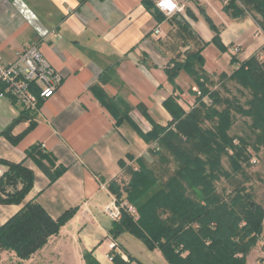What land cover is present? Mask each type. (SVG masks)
<instances>
[{
  "label": "crops",
  "instance_id": "obj_1",
  "mask_svg": "<svg viewBox=\"0 0 264 264\" xmlns=\"http://www.w3.org/2000/svg\"><path fill=\"white\" fill-rule=\"evenodd\" d=\"M176 1L180 9L171 14L159 10V20L143 0H0V57L10 61L38 40L40 51L62 76L55 94L42 100L33 113L0 96V159L22 162L33 172V183L20 203H0V225L31 200L52 218L76 207L58 233L29 259L42 254L44 261L56 256L62 264L67 259L86 264L84 252H89L97 264H115L112 254L127 264H139L118 241L128 232L116 238L109 234L112 220L103 208L115 196L108 183L123 171L119 160L125 161L127 153L146 156L150 143L130 122L115 123L93 93L94 84L107 95L125 100L130 119L147 132L151 124L136 106L142 102L155 122H169L163 100L177 94L183 106V98L169 83L166 69L175 60L182 61L187 52L201 49L203 69L210 77L231 73L253 54L263 56L264 30L251 15L234 17L221 9L220 0ZM204 13L218 27L224 49L212 41L214 31ZM156 26L160 34L153 32ZM37 29H55L59 36L42 39ZM234 44L239 45L237 53L231 50ZM176 83L185 88L192 85L184 70ZM24 113L29 117L19 119ZM30 121L34 124L28 128ZM9 126L7 134L14 141L2 132ZM33 144H40L57 166L65 168L53 181L26 156ZM256 200L264 204V199ZM263 245L264 234L247 253L246 264L251 257L252 264H264Z\"/></svg>",
  "mask_w": 264,
  "mask_h": 264
},
{
  "label": "trees",
  "instance_id": "obj_2",
  "mask_svg": "<svg viewBox=\"0 0 264 264\" xmlns=\"http://www.w3.org/2000/svg\"><path fill=\"white\" fill-rule=\"evenodd\" d=\"M238 1L241 6L231 0L223 8L234 17L244 14V5L255 8L264 22V0ZM143 3L153 10L159 20L162 19L154 3L149 0H143ZM204 18L214 31L212 41L224 49L219 40L218 27L206 13ZM261 53L263 56L258 53L251 55L230 74H219L229 75L243 87L249 84L261 88L259 97L246 99L249 110L236 105L243 114L250 115L251 108L256 110L255 114H251V125L261 132L253 139L255 150L257 145L264 144V44ZM203 64L201 49H197L187 52L182 61L175 60L169 65L167 79L174 91L179 90L174 79L181 69L202 87L201 75H207ZM92 91L113 115L117 125L126 120L145 142L156 143V149L150 151L163 163L156 171L143 156L134 158L133 154H126L127 158H134L137 168L119 160L121 168L130 172L123 187L126 199L136 206L139 217L133 220L130 215L122 213L118 221H112L109 234L116 238L128 232L149 250L159 249L169 264H246L247 253L264 234V204L258 202L244 184L251 178V174H247L250 141L227 133L231 119L229 111L218 112L216 108L207 106L202 100V92L196 97L198 106L186 111L179 104L178 95L170 94L162 102L171 115L166 125L155 122L142 102L137 104L136 107L151 124V129L143 132L130 119V106L125 100L107 95L97 84L92 86ZM209 97L215 102L220 100L216 92L209 93ZM28 117L24 113L19 119ZM215 118L218 119L214 124L212 120ZM205 119L210 120L212 125H202ZM33 124L30 121L28 128ZM9 128L2 132L7 134ZM9 138L16 140L11 136ZM234 139L239 144H234ZM230 149L232 154L228 158L227 170L221 164V153ZM26 156L34 160L50 181L65 169L57 166L53 156L44 152L40 144L31 145L26 150ZM0 167V203H20L33 183L32 170L22 162L2 159ZM221 177L227 181V186L218 189L215 180ZM108 189L117 199L120 198L115 180L108 183ZM75 210L76 207L67 209L57 218H52L38 202H26L0 225V248L13 251L20 258H28L51 235L58 233ZM84 259L86 264H97L89 252H84ZM111 259L115 264H127L118 254H112ZM128 259L131 260L132 256L128 255Z\"/></svg>",
  "mask_w": 264,
  "mask_h": 264
},
{
  "label": "rangeland",
  "instance_id": "obj_3",
  "mask_svg": "<svg viewBox=\"0 0 264 264\" xmlns=\"http://www.w3.org/2000/svg\"><path fill=\"white\" fill-rule=\"evenodd\" d=\"M221 3V2H220ZM236 4L241 6V3L238 0H235ZM224 6L223 3H221V9ZM245 12L243 15H251L253 19L258 23V25L261 26V28L264 30V22L262 21L261 15L258 13V11L255 8L252 7H245ZM184 70V69H181ZM185 71V70H184ZM190 77V87L184 88L181 87L176 83L175 77V83L179 87V90L176 89L177 93L183 98L182 104L183 108L186 111L191 110L194 106H198V100L197 96L200 95V93H204L202 95V100L206 103L207 106H211L212 108H216L218 112H223L224 110H228L231 114L230 124L227 130V133L229 135L238 136V138H247L250 142V145L248 147V153L250 154V160L247 166V174H251V178L249 181H245L244 184L247 186V190L251 191L255 199L257 197L261 200L264 199V144H259L256 147L257 150L253 147V139L257 134H259L261 131L260 129H257L253 127L252 124V115L255 114L256 110H253V108L250 109V115L247 113H241L239 111V108H236V105H238L241 109L249 110L250 105L246 102V99H252L253 97H259L261 93V88L259 85L250 86L245 85L244 87L240 85L235 79H231L229 75L221 76V75H215L214 77H210L208 75H201L203 79L202 81V87L199 85H196V83L193 81L192 76L187 73ZM230 74V73H229ZM178 75V74H177ZM260 88V89H259ZM216 92L218 93L219 101L215 102L214 100H211L209 97V93ZM211 104V105H210ZM218 118H215L212 120V122L215 124L216 120ZM212 122L208 119H205L202 123L205 127H209L212 125ZM148 147V154L146 156H143L149 163L150 166L153 167L156 171H158L163 163H161L156 156L152 154L151 149H156V143L151 141L149 142ZM234 144H239V141L237 139L233 140ZM225 153H221V164L225 169H229V155L232 154L231 149L224 151ZM134 158H136L134 156ZM130 158H127L124 163L125 165H132L134 168H137L136 161ZM251 159H254L255 162H251ZM172 166V165H171ZM130 177L129 170H126V168L123 169L121 175L118 179H116V185L119 187V195L121 198H126V191L123 187L124 184L128 182V179ZM164 177H166V173H164ZM216 186L218 189H220L222 186H227V181L221 177L218 181H216ZM55 235V234H53ZM52 235V236H53ZM119 236V235H118ZM120 242L123 243V245L126 247V249L129 251L130 254H132L136 259H138L139 264H165V258L161 251L153 252V250H149L145 244L137 239L135 236H133L130 233H125L123 236L119 237ZM43 247V246H42ZM41 247V248H42ZM39 248V249H41ZM37 249L32 254L38 252ZM46 250H43L42 253H44ZM152 251V252H151ZM261 256H264V245L262 248ZM30 255L28 258H20L15 255L13 251L10 250H4L0 248V264H62L60 263V260L56 256H52L51 259L48 261H44V257L42 254H38V259L36 257H33L32 259ZM37 256V255H35ZM264 259V258H262ZM250 264H252V257L249 261ZM63 264H76L75 261L72 259H67V263Z\"/></svg>",
  "mask_w": 264,
  "mask_h": 264
},
{
  "label": "built area",
  "instance_id": "obj_4",
  "mask_svg": "<svg viewBox=\"0 0 264 264\" xmlns=\"http://www.w3.org/2000/svg\"><path fill=\"white\" fill-rule=\"evenodd\" d=\"M220 1L228 4L231 0ZM154 5L165 14H171L180 9L176 0H155ZM153 32L161 33L157 26ZM37 33L42 39L59 36V32L55 29H37ZM38 45V40L25 45L10 61H4L0 57V96L11 98L25 111L32 113L37 111L42 100L55 94L62 80L61 74L44 57ZM231 50L237 53L239 45L234 44ZM251 162L254 163L255 160L251 159ZM1 172L0 168V174ZM103 213L112 221H118L122 213L130 215L133 220L139 217L136 206L124 197L117 199L113 196L104 206Z\"/></svg>",
  "mask_w": 264,
  "mask_h": 264
}]
</instances>
